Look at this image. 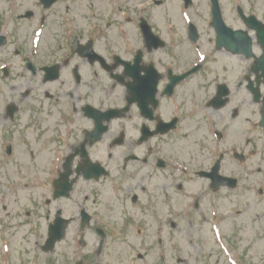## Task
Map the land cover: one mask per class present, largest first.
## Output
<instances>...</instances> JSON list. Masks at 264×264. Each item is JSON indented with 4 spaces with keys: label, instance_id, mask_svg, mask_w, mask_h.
Segmentation results:
<instances>
[{
    "label": "flooded vegetation",
    "instance_id": "obj_1",
    "mask_svg": "<svg viewBox=\"0 0 264 264\" xmlns=\"http://www.w3.org/2000/svg\"><path fill=\"white\" fill-rule=\"evenodd\" d=\"M257 42L264 0H0V264H254Z\"/></svg>",
    "mask_w": 264,
    "mask_h": 264
},
{
    "label": "rangeland",
    "instance_id": "obj_2",
    "mask_svg": "<svg viewBox=\"0 0 264 264\" xmlns=\"http://www.w3.org/2000/svg\"><path fill=\"white\" fill-rule=\"evenodd\" d=\"M230 62L233 65V64H235L236 61L230 60ZM253 110L257 111L256 109H253ZM245 179L247 180V184H248V179L249 178H245ZM243 185H245V183H243ZM247 195L249 196V193ZM257 247L258 248L260 247V249H262V250H260V252L257 251L258 258H257V260H255L254 264L255 263H257V264H264V239H262L261 241H258Z\"/></svg>",
    "mask_w": 264,
    "mask_h": 264
},
{
    "label": "water",
    "instance_id": "obj_3",
    "mask_svg": "<svg viewBox=\"0 0 264 264\" xmlns=\"http://www.w3.org/2000/svg\"><path fill=\"white\" fill-rule=\"evenodd\" d=\"M263 43V42H262ZM250 48H251V44L250 43H246V55L250 56L249 52H250ZM237 51V50H236ZM263 61L264 63V58L261 60ZM262 125L264 126V115H263V118H262ZM54 242L50 243L51 245H53Z\"/></svg>",
    "mask_w": 264,
    "mask_h": 264
}]
</instances>
